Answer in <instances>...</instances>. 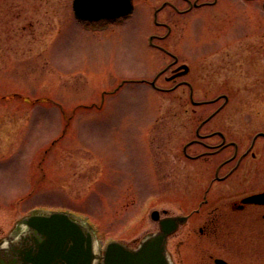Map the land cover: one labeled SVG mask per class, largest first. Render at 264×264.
Segmentation results:
<instances>
[{
	"label": "rangeland",
	"instance_id": "374dc122",
	"mask_svg": "<svg viewBox=\"0 0 264 264\" xmlns=\"http://www.w3.org/2000/svg\"><path fill=\"white\" fill-rule=\"evenodd\" d=\"M161 1L133 0L124 21L91 24L73 17L72 0H0V240L33 208L64 207L91 223L85 224L94 236L93 264H102L110 240L136 247L158 230L153 210L183 216L196 207L212 176L207 168L219 160H188L182 146L211 108L191 116L180 90L162 93L139 81L152 80L172 61L146 39L166 31L153 23ZM200 13L164 8L158 21L172 26L166 41L192 68L183 80L192 77L196 88L209 90L196 97L204 100L224 86L220 76L203 75L211 57L187 53ZM218 26L216 19L206 31L217 34ZM157 85L171 83L160 78ZM236 89L212 125L233 121L228 135L249 138L264 131V61L251 71L242 65ZM201 151L193 146L189 154ZM248 165L256 167L251 181L264 185V157ZM201 222L198 215L168 238L172 264H196L199 249L214 247L192 233Z\"/></svg>",
	"mask_w": 264,
	"mask_h": 264
},
{
	"label": "flooded vegetation",
	"instance_id": "af4514ba",
	"mask_svg": "<svg viewBox=\"0 0 264 264\" xmlns=\"http://www.w3.org/2000/svg\"><path fill=\"white\" fill-rule=\"evenodd\" d=\"M181 2L186 5L183 9L175 6L173 0H162L159 10H155L153 14L155 26L163 27L166 31L162 35L149 34L148 43L151 49L171 58L172 61L160 69L152 80L140 81L162 93L180 90L188 97L190 105L186 107V112L191 116L199 108H211L198 121L194 129V137L182 146V153L188 160L200 158L207 164L209 159L219 160L212 168H207L212 176L200 201L186 217V223H189L196 216H202V222L197 230L193 226L191 231L193 234L198 233L203 240L214 246L211 249H199L194 262L196 264L197 262L198 264H264V203L245 201L249 196L264 192V185L258 187L251 181L256 171L255 166L243 167L249 158L253 162L263 159L264 131H257L249 138H241L228 135L230 131L227 128H232L235 123L233 121L222 120L217 126L212 125L216 124L213 120L229 106V96L237 90L241 66L245 65L251 71L259 60L264 61L262 42L264 0H181ZM164 8L176 14L201 12L193 26L198 29L195 32L191 31V40L186 44L187 53L192 59L200 54L207 58L211 57L205 65L203 75L220 76L224 86L213 98L196 99L198 96H208L209 90L196 88L195 79L192 77L183 80L184 77L192 75L190 66L185 75H180L181 69L178 70V67L185 63L179 61L175 52L170 50L172 46L166 41L173 28L161 19L158 21V14ZM239 16L240 20H237ZM258 16H260L259 21ZM121 19L102 21V23H119ZM216 19L219 22L217 34L206 31L209 23ZM173 49L175 50L176 47ZM160 78L171 83V86H158L157 82ZM220 101L222 102L218 103ZM208 125L211 127L207 128ZM193 146H201L202 151L196 155L189 154ZM226 152H229L227 158L224 157ZM232 162L234 164L226 168ZM241 184L245 187H240ZM214 186H219L217 193L213 191ZM178 231L179 227L169 238L173 239V235ZM126 245L130 248L135 247L132 244Z\"/></svg>",
	"mask_w": 264,
	"mask_h": 264
},
{
	"label": "water",
	"instance_id": "95a60500",
	"mask_svg": "<svg viewBox=\"0 0 264 264\" xmlns=\"http://www.w3.org/2000/svg\"><path fill=\"white\" fill-rule=\"evenodd\" d=\"M73 10L79 19H109L130 13L132 4L131 0H74ZM252 199L264 201V194ZM151 218L158 220V213L152 212ZM184 221L183 217L160 219L159 231L144 237L136 250L109 243L102 256L103 264H171L165 250L166 238ZM21 224L22 229L0 246V264L92 263L90 232L67 214L31 215Z\"/></svg>",
	"mask_w": 264,
	"mask_h": 264
}]
</instances>
